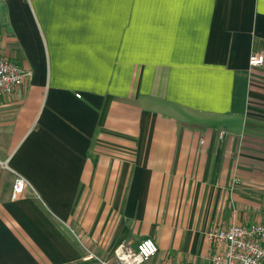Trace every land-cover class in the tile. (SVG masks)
<instances>
[{"label":"crops","instance_id":"obj_1","mask_svg":"<svg viewBox=\"0 0 264 264\" xmlns=\"http://www.w3.org/2000/svg\"><path fill=\"white\" fill-rule=\"evenodd\" d=\"M256 52L264 0H0V57L31 72L0 94V264L144 238L148 264H206L208 230L261 222Z\"/></svg>","mask_w":264,"mask_h":264},{"label":"built area","instance_id":"obj_2","mask_svg":"<svg viewBox=\"0 0 264 264\" xmlns=\"http://www.w3.org/2000/svg\"><path fill=\"white\" fill-rule=\"evenodd\" d=\"M249 65L264 67V52L252 53ZM30 77V71L0 57V94L11 95ZM224 134L221 132L220 138H223ZM29 186L23 176L16 175L12 186L13 198L22 196ZM206 239L214 247L206 258V264H264V214L261 222L212 228L207 231ZM158 251L159 248L153 239L144 238L136 246L126 243L119 245L112 259L100 257L89 250L85 259L94 260L98 264H148Z\"/></svg>","mask_w":264,"mask_h":264}]
</instances>
